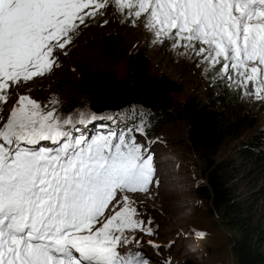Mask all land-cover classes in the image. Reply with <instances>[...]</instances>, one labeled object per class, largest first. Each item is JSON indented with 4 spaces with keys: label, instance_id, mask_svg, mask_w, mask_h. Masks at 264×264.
<instances>
[{
    "label": "snow or ice",
    "instance_id": "snow-or-ice-1",
    "mask_svg": "<svg viewBox=\"0 0 264 264\" xmlns=\"http://www.w3.org/2000/svg\"><path fill=\"white\" fill-rule=\"evenodd\" d=\"M109 8L151 45L264 103V0H0V264H151L138 194L159 181L139 140L146 122L135 111L65 113L55 95L22 92Z\"/></svg>",
    "mask_w": 264,
    "mask_h": 264
},
{
    "label": "rangeland",
    "instance_id": "rangeland-1",
    "mask_svg": "<svg viewBox=\"0 0 264 264\" xmlns=\"http://www.w3.org/2000/svg\"><path fill=\"white\" fill-rule=\"evenodd\" d=\"M101 19L108 20V24L101 26L102 22H94L84 29L68 49V55H60V67L43 78H35L22 92H27L30 88L33 98L45 102L55 95L61 100L62 111L65 113L74 109H88L98 115L123 117L127 113L124 109L126 106L101 111L92 109L89 96L78 90L76 85L87 70L104 72L118 80H124L125 50L130 51L131 46L145 45L152 61L149 77L160 76L180 85L181 89L171 92L172 106L167 110L168 114L161 113L155 127L149 126L143 119L146 122L147 136H140L139 140L148 143L154 153L155 179L159 181L158 185L152 186L149 195L138 194V201H142L140 207L144 219L152 220L151 227L154 230V235L142 236L143 252L151 264H237L231 243L235 233L220 222L217 213L207 214L202 201L196 196V188L203 182L198 171L201 161L188 145L187 123L177 112L179 103L186 97L198 94L203 96L207 87H214L219 83L202 75L194 63L174 57L166 46L151 45L147 34L140 28L119 23L112 15L111 8ZM109 31L116 35L123 34L125 41L119 43L111 53L94 43V35ZM80 55L81 62L76 65L75 60ZM131 105L136 104L127 106ZM242 108L251 115H256L264 125V106H260V102L242 100ZM155 130V134L152 133ZM236 144V140H227L220 148L217 159L235 156ZM237 186L244 194L250 191L243 178L237 180ZM258 216L264 224V199L260 201ZM198 232L206 235L199 237ZM149 240L160 245L159 249L149 245Z\"/></svg>",
    "mask_w": 264,
    "mask_h": 264
},
{
    "label": "trees",
    "instance_id": "trees-1",
    "mask_svg": "<svg viewBox=\"0 0 264 264\" xmlns=\"http://www.w3.org/2000/svg\"><path fill=\"white\" fill-rule=\"evenodd\" d=\"M98 22L103 19L98 18ZM120 34L100 32L94 35V43L111 53L125 42ZM129 50L124 52L125 79L136 92L149 77L152 61L145 45L131 46ZM81 57L75 60L76 65ZM180 89L179 85L177 90ZM137 105L124 109L127 113L135 111L149 126H156L161 113L168 114L164 109ZM177 112L187 123L188 145L201 161L198 171L203 182L196 188V196L204 210L207 214L217 213L220 222L235 233L231 243L237 264H264V224L258 216L260 201L264 199V125L242 108L237 93L222 84L207 87L203 96L189 95L179 103ZM247 132L250 133L241 138ZM227 140H236L235 156L218 160L219 150ZM242 178L250 189L247 194L237 186V180Z\"/></svg>",
    "mask_w": 264,
    "mask_h": 264
},
{
    "label": "water",
    "instance_id": "water-1",
    "mask_svg": "<svg viewBox=\"0 0 264 264\" xmlns=\"http://www.w3.org/2000/svg\"><path fill=\"white\" fill-rule=\"evenodd\" d=\"M83 75L76 88L89 96L91 108L97 111L119 109L131 103L141 104L147 109L168 110L173 103L171 92L178 89L175 82L160 76L146 78L137 91L133 92L126 79L118 80L112 75L93 70H87ZM108 91L110 94L112 92L109 97L106 96Z\"/></svg>",
    "mask_w": 264,
    "mask_h": 264
},
{
    "label": "bare ground",
    "instance_id": "bare-ground-1",
    "mask_svg": "<svg viewBox=\"0 0 264 264\" xmlns=\"http://www.w3.org/2000/svg\"><path fill=\"white\" fill-rule=\"evenodd\" d=\"M86 79H89V78H86ZM95 80H96V79H95ZM93 87H94V85H93ZM114 92H115V91H114ZM115 93H116V92H115ZM108 94H109V95H108ZM111 94H112V92H111ZM111 94H110V92L108 91V92L106 93V96L109 97ZM175 213H176V211H175ZM168 216H169V215H168ZM166 217H167V216H166Z\"/></svg>",
    "mask_w": 264,
    "mask_h": 264
}]
</instances>
